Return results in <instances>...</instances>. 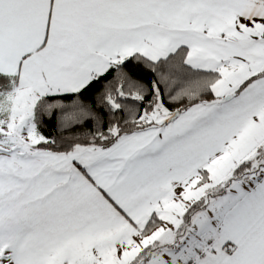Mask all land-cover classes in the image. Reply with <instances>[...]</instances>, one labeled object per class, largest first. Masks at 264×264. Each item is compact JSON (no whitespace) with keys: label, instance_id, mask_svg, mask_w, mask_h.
Returning a JSON list of instances; mask_svg holds the SVG:
<instances>
[{"label":"snow or ice","instance_id":"1","mask_svg":"<svg viewBox=\"0 0 264 264\" xmlns=\"http://www.w3.org/2000/svg\"><path fill=\"white\" fill-rule=\"evenodd\" d=\"M0 264H264V0H0Z\"/></svg>","mask_w":264,"mask_h":264}]
</instances>
